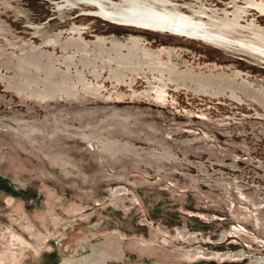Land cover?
<instances>
[{"label": "rangeland", "instance_id": "obj_1", "mask_svg": "<svg viewBox=\"0 0 264 264\" xmlns=\"http://www.w3.org/2000/svg\"><path fill=\"white\" fill-rule=\"evenodd\" d=\"M259 259L264 0H0V264Z\"/></svg>", "mask_w": 264, "mask_h": 264}, {"label": "bare ground", "instance_id": "obj_2", "mask_svg": "<svg viewBox=\"0 0 264 264\" xmlns=\"http://www.w3.org/2000/svg\"><path fill=\"white\" fill-rule=\"evenodd\" d=\"M95 6H97L100 9V11L98 12L99 18H102L105 21L107 20V22H111V20H114L115 13L110 12L108 10H104L101 7L102 5H100L98 2H97V4ZM144 12H138V11H133L131 13H125V12H123L122 19L125 20V22L127 23L126 26L136 27L135 25L139 21H141V22L138 23L140 25H149V22H148L149 20L147 18H150L151 17L152 18V22L156 23L157 25H159V27H161V14H159V13H153V12L150 13L148 11L146 13H144ZM119 19H120V17H119ZM183 23H184L185 26L189 25V23H187V22H183ZM170 24H171L170 26H172V25L175 26L173 23H170ZM176 27L179 28L180 26L177 25ZM81 252H83V251H81ZM72 258L73 257H68L65 260L67 262H70L71 260H73ZM258 261L264 263V260L263 259H259Z\"/></svg>", "mask_w": 264, "mask_h": 264}, {"label": "flooded vegetation", "instance_id": "obj_3", "mask_svg": "<svg viewBox=\"0 0 264 264\" xmlns=\"http://www.w3.org/2000/svg\"><path fill=\"white\" fill-rule=\"evenodd\" d=\"M96 4H97V3H95V5H96ZM95 5H94V6H95ZM65 259H67V258H64V260H65ZM65 261H66V260H65ZM66 262H67V261H66Z\"/></svg>", "mask_w": 264, "mask_h": 264}]
</instances>
